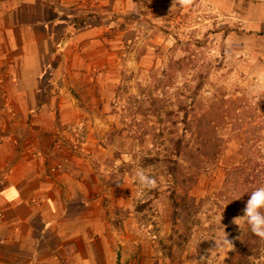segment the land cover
Listing matches in <instances>:
<instances>
[{
    "label": "rangeland",
    "instance_id": "rangeland-1",
    "mask_svg": "<svg viewBox=\"0 0 264 264\" xmlns=\"http://www.w3.org/2000/svg\"><path fill=\"white\" fill-rule=\"evenodd\" d=\"M166 1L170 7L157 11L154 1L130 0V10L111 15L116 42L108 48L115 54L114 75L108 78L104 70L98 78L104 85L92 106L80 100V121L67 125L61 148L107 210V231L113 233L108 240L126 250L131 264H264V241L253 236L259 241L252 242L243 220L234 222L243 216V198L228 190L222 195L228 172L241 161L232 118L216 128L219 157L196 164L194 134L183 125L173 128L176 116L166 115L177 113L178 103H187L196 117L218 98H244L242 106L257 109L264 154V35L234 12L236 0H190L183 7ZM241 4L240 14L246 12ZM189 41L194 44L186 51ZM184 57L209 72L193 104L194 72L176 67ZM163 130L165 136L171 131L186 135L189 148L181 158L171 153L172 147L160 145ZM147 157L177 160L176 178L162 162L145 167ZM141 168L155 177V189L138 186L135 172ZM262 180L264 185V175ZM250 184L246 193L257 187ZM225 233L233 246H222ZM211 242L216 249H201ZM245 246L253 256L239 254Z\"/></svg>",
    "mask_w": 264,
    "mask_h": 264
},
{
    "label": "crops",
    "instance_id": "crops-1",
    "mask_svg": "<svg viewBox=\"0 0 264 264\" xmlns=\"http://www.w3.org/2000/svg\"><path fill=\"white\" fill-rule=\"evenodd\" d=\"M129 1L0 0V264L132 263L60 143L80 100L92 106L98 78L114 75L111 15ZM234 12L264 35V0H236Z\"/></svg>",
    "mask_w": 264,
    "mask_h": 264
},
{
    "label": "trees",
    "instance_id": "trees-1",
    "mask_svg": "<svg viewBox=\"0 0 264 264\" xmlns=\"http://www.w3.org/2000/svg\"><path fill=\"white\" fill-rule=\"evenodd\" d=\"M193 44L194 43L190 41L185 43L184 45L187 47L186 51H189ZM176 67L180 70L184 68L191 69L194 72L192 78L196 80V86L193 89L191 96L193 98L192 104L196 103L209 80V72L206 70L203 71V67L191 60V58L186 57L176 62ZM158 102V100H155V103ZM243 103L245 106L246 101L244 98H237L235 100L227 99L226 97L218 98L212 102L206 110L197 114L199 116L196 117H191V113H195V110H192L187 103H178V112H166V115H170L171 113L172 116H176L173 122V128L178 125H183L185 128L184 131H188L190 135L191 132L194 134L199 145L195 150L196 164H198V162L203 163L205 160L211 161L219 157L222 150H220V142L215 136L216 128L226 125L230 118L234 119L230 120L233 121V125L236 128L232 129V132L234 133V137L236 135V140H238L240 144L239 153L241 161L240 164L228 172L224 183L226 191L223 192L222 195L227 196L229 195L228 192H230L241 196L244 201L242 204L245 205L249 199L248 193L253 190L250 188L248 189V193H246L247 187H250L251 185L250 183L254 182L257 186L263 185L262 176L264 175V154H262L261 148L259 147V133L261 131L260 123H255V120L258 118V114L256 113L257 109L253 108V110H250L245 108L242 106ZM159 106L160 108L163 107L161 105ZM241 109V116L236 117ZM164 132L165 130H163L158 136V138H162L160 140V145L164 146L166 149L172 147L173 150L171 153L175 155L176 159L181 158L184 150L189 148V145L186 144V135L182 136L178 131H171L169 133L167 132L168 136H165ZM143 161L145 162V167L155 165L157 162H162L163 164L168 165L169 172L174 179L177 176L180 166L177 160H172L168 157L162 158L161 160H159V158L151 159L147 157L144 158ZM175 195L176 190L172 193L173 200H175ZM173 204L175 208L179 207V203H177L176 200ZM175 220H177V218ZM250 235L252 242L259 241L257 238L253 237L252 234ZM210 248L216 249V244L214 242L201 244L202 250H208ZM238 252L242 257L254 255L253 252H249L247 246L238 249Z\"/></svg>",
    "mask_w": 264,
    "mask_h": 264
},
{
    "label": "clouds",
    "instance_id": "clouds-1",
    "mask_svg": "<svg viewBox=\"0 0 264 264\" xmlns=\"http://www.w3.org/2000/svg\"><path fill=\"white\" fill-rule=\"evenodd\" d=\"M177 2L183 7L187 6L190 0H173V3ZM135 179L141 189L152 190L157 187L155 177L146 174L142 168L136 170ZM248 194L249 199L243 209V216L237 218L234 222L236 223L238 219L243 220L253 236L264 240V185L255 187ZM222 246H233L226 233L222 241Z\"/></svg>",
    "mask_w": 264,
    "mask_h": 264
},
{
    "label": "built area",
    "instance_id": "built-area-1",
    "mask_svg": "<svg viewBox=\"0 0 264 264\" xmlns=\"http://www.w3.org/2000/svg\"><path fill=\"white\" fill-rule=\"evenodd\" d=\"M96 3H99V0H95Z\"/></svg>",
    "mask_w": 264,
    "mask_h": 264
}]
</instances>
